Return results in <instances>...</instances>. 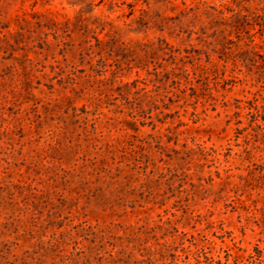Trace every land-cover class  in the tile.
Wrapping results in <instances>:
<instances>
[{"label": "rangeland", "instance_id": "374dc122", "mask_svg": "<svg viewBox=\"0 0 264 264\" xmlns=\"http://www.w3.org/2000/svg\"><path fill=\"white\" fill-rule=\"evenodd\" d=\"M0 264H264V0H0Z\"/></svg>", "mask_w": 264, "mask_h": 264}]
</instances>
